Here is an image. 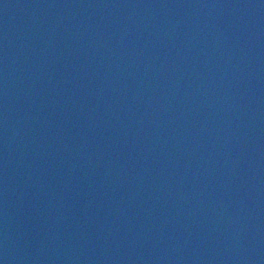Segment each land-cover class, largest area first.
<instances>
[{"label":"water","instance_id":"1","mask_svg":"<svg viewBox=\"0 0 264 264\" xmlns=\"http://www.w3.org/2000/svg\"><path fill=\"white\" fill-rule=\"evenodd\" d=\"M0 264H264V0H0Z\"/></svg>","mask_w":264,"mask_h":264}]
</instances>
